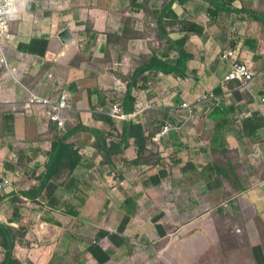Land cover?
I'll return each mask as SVG.
<instances>
[{
	"label": "crops",
	"instance_id": "0c3cea01",
	"mask_svg": "<svg viewBox=\"0 0 264 264\" xmlns=\"http://www.w3.org/2000/svg\"><path fill=\"white\" fill-rule=\"evenodd\" d=\"M104 1L105 6L99 9L106 13L115 6L125 10L122 21L135 14L133 11L130 15V10L141 7L140 1H135L137 7L129 0ZM94 2L29 0L25 11L9 21L5 32L10 38L2 43L7 67H0V183L6 182L0 184V224L14 232L15 246L10 250L9 263L134 264V259H138L144 264L146 252L136 250L134 243L146 242L151 222L156 223L158 232L167 231V237L179 227L187 231L193 217L219 215L225 206L233 218L239 215L244 220L246 234L250 230L263 235L264 0H223L227 10L224 8L214 17L207 13L214 7L210 0H192L184 6L174 4L173 11L181 20L204 30L188 37L185 49L192 58L185 77H156L144 95L154 107L146 113L155 111L159 115L167 111L169 117L165 123L170 122L171 131L162 150L148 141L156 131L158 123L154 121L159 116L151 118L148 113L145 118L137 110L131 115L142 99L133 90L132 95L140 98L135 96V101L128 105L124 100L126 105L122 109L127 122L141 123L146 129L147 149L139 160L132 139L124 154L114 156L112 165L101 152L93 151L91 156L96 162H80L73 175L51 180L44 190L47 195L42 197V204H33L21 194L35 185L31 180L33 171H44L47 154L55 141L44 124V108L23 114L29 93L52 99L61 92L70 95L73 112L69 127L90 129L78 131L70 142L95 148V138H101L96 132L107 135L110 125L95 109L113 105L115 99L110 98L115 95L108 89L110 76L106 70L98 73L106 88L98 90L99 78L93 76L95 67L90 58L96 48L89 36L100 33L107 37L118 30L120 23L116 19L106 21L104 30L99 25L86 29V18L98 9ZM155 6L156 3L153 12L162 8V4ZM80 11L83 14H78ZM65 29L74 35V42L69 45L58 37ZM228 48L237 51L255 73L247 90L240 89L238 83L224 88L220 85L231 62H221L219 55ZM78 53L81 57H76ZM135 54L136 50H132L124 57L128 64L126 71H122L124 75L137 68L130 66L132 59H138ZM174 55L172 52L173 58ZM108 56L112 58L114 53L109 52ZM78 72L82 74L79 76ZM115 80L118 79H111L113 86ZM154 84L161 86L164 95L154 92ZM193 84L202 91L201 95ZM82 92L86 94L84 102L80 100ZM122 94L124 98L125 93ZM202 96L216 98L201 100ZM184 103L194 105L192 113L181 110ZM56 132L57 138L62 137L60 130ZM239 191L237 198L229 197ZM195 210L200 213L195 214ZM179 217L188 220L179 224ZM255 247L260 248L264 260L261 244ZM6 253L0 242V264Z\"/></svg>",
	"mask_w": 264,
	"mask_h": 264
},
{
	"label": "trees",
	"instance_id": "16d2710c",
	"mask_svg": "<svg viewBox=\"0 0 264 264\" xmlns=\"http://www.w3.org/2000/svg\"><path fill=\"white\" fill-rule=\"evenodd\" d=\"M190 1L192 0H168L162 6L161 10L155 11L156 13L154 12L152 23L154 29L150 34H145L147 31L145 23V26L141 29L131 26L125 28L123 27L120 31L109 33V39L111 42L113 43L114 41H117L120 49H123V45L129 46L127 43V40L129 39H125L124 41L121 40L120 37H132L136 34V32H143L145 36L154 37L158 41H161L165 46L162 53L161 51L151 52L147 44H145L143 48L140 49L141 52H136L135 56L138 57L140 61H142V64L137 67L134 72L124 75L126 78L124 81H121L124 86H127L126 89L122 88L123 86H119L116 87L117 92L115 90L112 91V94L115 95L114 104L122 107L123 105H126L124 100L127 101V105L132 103V101H135L132 91L134 90L136 92H140L142 90H146L147 87H150L155 82V78L159 77L160 74L163 76L176 75L181 78L185 77L187 63L192 58V56L189 55L185 49L188 42V37L193 33L200 35L203 33L204 29L203 27L192 22L181 20V17H178V15H176V13L173 11V6L174 4L184 6ZM222 1L223 0H210V3H212L214 7L213 9L209 8L207 10L208 15L214 17L221 13L224 8L227 10V4H223ZM229 1L231 2V0ZM172 52L177 54L175 58L171 56ZM122 92L125 93L124 98L122 97ZM28 112L31 114L34 112V109L28 111L23 107V114L26 115ZM71 113V111L68 112L67 121L64 118L66 121V126L61 130L62 137H58L52 143V146L47 154L48 161L44 164V171H33L31 180L36 182L35 185H33L29 191L21 193L33 204H42V197L47 195V192H44V190L51 180H57L63 175L68 177L73 175L80 162L86 157L89 158L85 153L87 147H84V145H78L76 142L69 141L71 136H73L78 131L90 130L86 127L84 128L79 126L70 128V122L68 120L70 119ZM148 113L149 117L151 118L159 116V118L154 121L155 123H158L157 128L155 127L156 131L154 135L160 133L165 122L169 121L167 111H161L159 115L155 114V111H148L144 114L145 118ZM100 118L110 125L109 128H106V131L108 130L107 136L111 139V141L108 144V138L102 139L103 137L100 135L101 138H97L96 146L94 148L95 152H101L104 158H106L107 161L112 165L114 156L117 154H123L130 146V140L134 139L135 147L138 151L137 159L139 160L142 157V153L147 149L145 127L141 123L124 121V124L119 128L112 118L106 115H102ZM182 120L186 121L185 118H182ZM147 123H149V121H147ZM54 124L56 127H58L57 123ZM247 125L248 123H246L245 128ZM96 133L99 135L100 133H103V131L98 130ZM154 135H151L150 138H148V141L152 146L161 147L159 142L153 140ZM134 162L138 163L139 161ZM240 193V191L231 193L229 197L237 198ZM237 219H239V215H237L236 218H233L230 213L227 212L226 206L221 208L219 215L218 213H211V216L207 215L204 218L199 219L200 222L198 223L197 227H199V224L202 223L200 226V231L207 235L208 239L206 241L212 240L218 242V252L222 254L223 258L236 257L234 252L237 251V243L240 237L245 236L246 244H249L246 236L245 226L242 224L244 220L239 219V221H237ZM235 224L239 225L235 226ZM192 228L193 225L189 227L188 230L191 231ZM238 228L241 230L240 233L237 232ZM13 233L14 232L11 230V228L0 224V242L7 250L5 258L8 257V261L12 258V252L10 250H12L15 246L14 242L12 241ZM182 233H186V231H182ZM246 247L248 248V253L243 254V258H249L252 264H264V260L258 259L256 255L257 252H260V248L258 249L255 246H250V244L246 245ZM209 251L210 250L205 249L202 255H206Z\"/></svg>",
	"mask_w": 264,
	"mask_h": 264
},
{
	"label": "rangeland",
	"instance_id": "374dc122",
	"mask_svg": "<svg viewBox=\"0 0 264 264\" xmlns=\"http://www.w3.org/2000/svg\"><path fill=\"white\" fill-rule=\"evenodd\" d=\"M129 1H130V4L135 3L134 5L136 7L138 6L136 2L140 1L141 7L136 8L134 10L133 9L130 10L129 11L130 15L133 13V11L135 12V14L132 15L129 19L127 20L124 19L122 21L124 17L121 19V15L124 14L125 10H120L119 9L120 7L115 6L113 9L109 10L108 13H106V11L99 9L100 7L105 6V1L95 0L94 5H96L98 9L91 11V14H90L91 17L86 18V29L90 28L93 25H99L98 27L104 30L106 28L105 27L106 21H111V20L115 21L116 19H118L120 26L117 31H120L123 28L122 24H124V28L132 26V27H138L139 29L143 28L146 24L147 31L145 32V34H150L152 30L154 29L152 26L153 16H154V12H153L154 4L156 3L155 7L159 8L160 4H162L163 6L168 0H136V2L135 0H129ZM80 12H78V14H83V11H80ZM80 17L83 18V15H81ZM101 37L105 38V41H103ZM109 38H110L109 33L107 34V37L102 36L100 33H98L97 36L90 33V36H89V40L95 44V48H96L95 53L91 55L90 58H91V61L94 63L93 66L95 67V74H93V76H97L99 78V82L97 83L98 90H102L103 88H106L105 83L102 82V79L104 78L102 77V75H98V73L102 74L106 70L110 76V82H109L110 86L108 89L112 91L113 90L116 91V87H117L116 83L122 82L121 80L124 81L126 78V76L122 74V71L124 73L128 65L125 62L124 57L127 54L128 55L132 54V50H136V52L139 53L141 52L140 51L141 45L144 46L145 44H147L151 52L161 51L162 53L165 47L161 41H158L157 39L151 36H145L143 32H136V34L133 35L132 37H126V38L120 37V39L124 41L125 39H129L127 40V43L129 44V46L123 45L122 46L123 49L119 48L117 41H114L112 43ZM109 52L114 53V56L112 58L111 56H108ZM88 54L89 53H87V55ZM77 55H78L77 57H80V54H77ZM16 60H13L12 62L14 61L16 62ZM138 61L140 60L132 59L130 66L139 67L141 64H139ZM78 74L80 76L82 73L78 72ZM88 75L90 76V74ZM112 78L118 79L115 82V86H113L111 83ZM25 80H29V79L27 78ZM193 85L196 88V92L201 95L202 91L196 86V84H193ZM157 87H159V89H157ZM153 88L155 89L154 91L155 93L164 95L163 89L161 88V86L154 84ZM148 90H142L141 91L142 93L139 92L141 97L144 98L145 97L144 95L147 93ZM80 97H81L80 100L84 102L86 99V94L82 92L80 93ZM67 115L66 113L63 114V116L66 118V121L68 118ZM43 121L46 127L50 130V133L53 136V139L56 140L58 136L56 130L58 131L59 128L56 127L54 123H51L46 117H43ZM68 121L71 122V119H69ZM99 135L103 137L102 139H107V135L105 133H100ZM117 155L120 156L121 154H117ZM90 159L96 162L93 156H90ZM84 161L85 162H82V163L87 164L89 159L85 158ZM162 172L163 171L159 172L158 175L160 176ZM35 183L36 182L33 181V184ZM31 187L32 186H29V189H31ZM198 213H200L199 210H195V214H198ZM197 218L198 217L196 218L193 217L191 219V225H193V228L191 231L187 230L186 233H182L181 227H179V230L175 232L174 235H171V237H168V236L165 237L168 233L165 230H163V232H158V230H156L154 227L156 223L151 222V226L147 228L148 234L146 235V240H145L146 242L144 243L140 241L139 243L137 242L134 243L136 250H142L146 252V256L144 255L142 258L143 263L144 264H252L249 258L242 257L243 254L248 253V248L246 247V245L250 244V246H252L253 244V246H255V244H261V246L264 249V234L262 235L258 231L251 232L249 230V232H247L248 236L246 234L249 244H246L245 236L240 237L237 243L238 245L237 251L234 252L236 254V257L223 258L222 254L218 252V248H217L218 242L212 241V240L206 241L208 237L206 234H203L200 231L201 230L200 226L202 225V223H200L199 224L200 226L197 227L198 223L200 222L199 220L200 218L198 219ZM165 219L166 218L162 219V221H164ZM185 220H188V218L179 217L178 223L179 224L184 223ZM45 233L46 234L50 233V230L49 229L45 230ZM254 239H259V241L254 242V243L250 242ZM155 242L156 244H154ZM205 249L210 250V251L206 255H202ZM256 255L258 259H261L260 252H257ZM258 259L257 261L259 262ZM137 260L138 259H134L133 263L140 264V262L139 261L137 262ZM9 261H8V257H6L4 261L1 263L2 264H17L16 263L17 261L13 263H9Z\"/></svg>",
	"mask_w": 264,
	"mask_h": 264
},
{
	"label": "built area",
	"instance_id": "2783aa9c",
	"mask_svg": "<svg viewBox=\"0 0 264 264\" xmlns=\"http://www.w3.org/2000/svg\"><path fill=\"white\" fill-rule=\"evenodd\" d=\"M11 19H8L6 16H0V61H4L3 59V50H2V43L5 38H10L8 34H5L8 23ZM221 60L223 62L231 61V68L229 73L226 75L222 85H226L227 82L230 81H237L241 84V87L247 89L250 83L253 81L255 74L248 69L246 64L242 61L237 60V53L233 49L226 50L222 56ZM68 95L66 93L62 94L56 99L51 98H44L40 97L36 94L29 95V98L24 101V108L28 111L32 110L33 108L40 106L46 108V116L51 122L57 123L60 129L65 127V119L63 118V113L67 112L70 109L68 105ZM203 98H216L214 96H203ZM192 107L194 105H191ZM191 106L185 103L183 108L188 110L191 109ZM149 107L148 104L138 103L137 104V113L142 112L145 108ZM109 115L112 116L116 120H121L126 117L124 115L123 110L120 106L115 105L112 107ZM170 131L169 126H165L163 131L160 135L155 137V140L159 141L164 135H166ZM240 231V230H238Z\"/></svg>",
	"mask_w": 264,
	"mask_h": 264
},
{
	"label": "clouds",
	"instance_id": "9594fccd",
	"mask_svg": "<svg viewBox=\"0 0 264 264\" xmlns=\"http://www.w3.org/2000/svg\"><path fill=\"white\" fill-rule=\"evenodd\" d=\"M28 3H29V0H0V16H6L8 19H15V18H17V16H18V14H20V13H22V12H24L25 11V9H26V7H27V5H28ZM0 23H2V21H0ZM73 34V33H72ZM72 42H74V40L73 41H71L70 43H72ZM70 43H66V44H64V45H69ZM229 49H233V48H228V49H226V50H229ZM226 50H224V51H222L221 53H220V55H219V59H220V61L221 62H223L222 60H221V56H222V54L226 51ZM234 50V49H233ZM236 53H237V51H236ZM79 54V53H78ZM78 55H76V57H77ZM177 56V54L175 53V57ZM80 57H81V55H80ZM174 57V58H175ZM3 59H4V61H0V64H1V66L0 67H7V64H6V61H5V58L3 57ZM237 60H239V61H242L239 57H238V55H237ZM229 62H231V61H227V62H223V63H229ZM243 62V61H242ZM245 63V62H244ZM246 64V63H245ZM247 66V65H246ZM248 67V66H247ZM230 68H231V65H230ZM248 69H249V67H248ZM250 71H252L251 69H249ZM230 71V70H229ZM253 72V71H252ZM229 73V72H228ZM254 73V72H253ZM255 74V73H254ZM161 77H163V75L162 74H160V76H159V78H161ZM226 77V76H225ZM225 77H224V79H225ZM254 78H255V76H254ZM224 79L220 82V85H221V87H225L227 84H229V83H238L239 84V88L240 89H243V90H247L249 87H250V85H251V83L254 81V79H253V81L250 83V85H249V87L247 88V89H244V88H242L241 87V84L239 83V82H237V81H230V82H227L226 83V85H222V82L224 81ZM115 82H116V80H115ZM116 85H117V87H119V86H124L123 85V83L122 82H119V83H116ZM228 86V85H227ZM151 87V86H150ZM149 87V88H150ZM146 90H148V89H146ZM229 90V89H228ZM141 92V91H140ZM149 92V91H148ZM147 92V93H148ZM65 92H61L60 94H58V96L56 97V98H58L59 96H61L62 94H64ZM133 93V92H132ZM32 94H36V95H38V96H40V97H44V98H51V97H49V96H44V95H40L39 93H37V92H31V93H29V95H32ZM67 95H68V105H69V107H70V109L71 110H69V111H71V112H73L72 111V105L70 104V101H69V99H70V95L68 94V93H66ZM136 96V99H138V98H140L139 96H137V95H135ZM134 96V97H135ZM203 97V96H202ZM208 97V96H207ZM29 98V96L26 98V100ZM142 99H145V101H143L142 99L140 100V101H138L137 103H136V107H135V109H134V111L131 113V115H133L135 112H136V110H137V104L138 103H143V104H148L149 105V107H147V108H145L142 112H140L141 114H142V116L143 117H145L144 116V114L146 113V111L148 110V109H150V108H154L153 106H152V102H149L145 97L143 98V97H141ZM52 99V98H51ZM110 99H115V96L113 97V95H112V98H110ZM25 100V101H26ZM147 100V101H146ZM185 104V103H184ZM183 104V105H184ZM188 105H193V104H190V103H187ZM115 105H117V104H113V105H110V106H108V107H105V106H98L96 109H95V113H97V114H100V115H106V116H108V117H110V118H112L113 119V121L117 124V126L120 128L121 127V125H122V123L124 122V121H126V119H127V116L124 118V119H121V120H116V119H114L112 116H110L109 115V112L111 111V109H112V107L113 106H115ZM183 105L181 106V110H185L186 108H183ZM119 106V105H118ZM23 107H24V103H23ZM121 107V106H120ZM36 108H44V107H40V106H37V107H35V108H33V109H36ZM122 108V107H121ZM192 106H191V109L189 110L191 113H192ZM123 110V109H122ZM186 110H188V109H186ZM69 111H67V112H64L63 114H65L66 113V115L68 114V112ZM44 115H45V117L48 119V117L46 116V108H44ZM124 113V112H123ZM138 114V113H137ZM30 115V114H29ZM124 115H126V113H124ZM64 117V116H63ZM65 118V117H64ZM66 119V118H65ZM186 120H188V118H185ZM49 120V119H48ZM50 121V120H49ZM132 121V120H131ZM189 121V120H188ZM65 126H66V121H65ZM165 126H169L170 127V131H171V124H170V122H167V123H165L164 125H163V128L165 127ZM59 128V127H58ZM59 130L61 131L62 129H60L59 128ZM162 131H163V129H162ZM162 131L160 132V133H157V134H155L154 135V137H153V140L154 141H156V142H159L160 144H161V147H160V149L162 150V146H163V141L168 137V135H169V132L166 134V135H164L159 141H157V140H155V137L156 136H158V135H160L161 133H162ZM97 138L98 137H96L95 139H96V142H97ZM108 138V137H107ZM100 141V140H99ZM110 141H111V139L110 138H108V141H107V143L109 144L110 143ZM93 151H95L94 150V147H92V146H88L87 147V150H85V153H86V156H88L89 158H87V159H89V161L91 160L90 159V156H91V152H93ZM162 159H166L164 156L162 157ZM85 159H83L82 161H81V163L82 162H85L84 161ZM88 161V162H89ZM167 161V160H166ZM168 162V161H167ZM3 181V183L1 182L0 184L1 185H5L6 184V182L4 181V180H2ZM238 230H240L239 228L237 229V232L238 233H240L241 232V230L240 231H238Z\"/></svg>",
	"mask_w": 264,
	"mask_h": 264
},
{
	"label": "water",
	"instance_id": "95a60500",
	"mask_svg": "<svg viewBox=\"0 0 264 264\" xmlns=\"http://www.w3.org/2000/svg\"><path fill=\"white\" fill-rule=\"evenodd\" d=\"M59 39L62 43L66 44V43H70L71 41L74 40V35L72 34V32L69 29H65L63 30L60 34H59ZM3 183V181H1ZM4 184V183H3Z\"/></svg>",
	"mask_w": 264,
	"mask_h": 264
}]
</instances>
